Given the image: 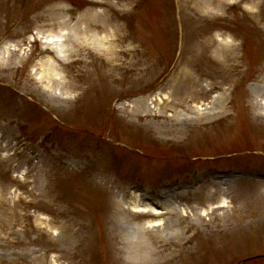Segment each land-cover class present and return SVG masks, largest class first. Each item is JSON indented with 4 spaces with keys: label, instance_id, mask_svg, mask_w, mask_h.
<instances>
[{
    "label": "rangeland",
    "instance_id": "obj_1",
    "mask_svg": "<svg viewBox=\"0 0 264 264\" xmlns=\"http://www.w3.org/2000/svg\"><path fill=\"white\" fill-rule=\"evenodd\" d=\"M177 200L149 264H264V0H0V264H147Z\"/></svg>",
    "mask_w": 264,
    "mask_h": 264
},
{
    "label": "bare ground",
    "instance_id": "obj_2",
    "mask_svg": "<svg viewBox=\"0 0 264 264\" xmlns=\"http://www.w3.org/2000/svg\"><path fill=\"white\" fill-rule=\"evenodd\" d=\"M88 29H99V28L95 24H90V27ZM219 44H223V43H219ZM123 45H124V41L121 42L119 47H122ZM224 46H225V44H223V46L219 45L218 46L219 49L217 50V53L220 54V52H221V53H223V56L230 55L228 50L223 48ZM79 47H80V44H77V42H73L71 49L74 53H77L75 50H76V48H79ZM110 47L111 48H107V49L105 47L106 52H109V55H110V63H109L110 68L115 69V70L120 69V70L127 72L128 71L127 65H126L127 56H125L124 58H120V54H123V53L117 52V46L114 47L113 44H110ZM49 52H50L49 50L44 51V53H49ZM50 54H51V52H50ZM54 55L56 56L57 53L53 51V57H54ZM233 56H234V54L231 53L230 57L232 59H235ZM230 85H231V83H229V87H230ZM204 180H202V178L199 180H196V183L194 185L198 184V188H197L198 190L196 191V188H194L193 194L189 193L188 197L190 198L191 196H193V198L195 200L197 193L200 194V192H201L203 195L206 196V198L204 199V204H206V208L208 209V211H210L211 208H212V210L215 211V210H217V208L226 207L228 205V200L226 198H227V194H229V192L226 189L221 188V185H223L224 182L223 183L222 182L216 183V181H211L210 179H204ZM236 185H237V183L234 186H236ZM177 199L179 200V195H178ZM178 200L173 202L170 207L168 206V210H167L166 214H165V212L163 213V210H161V209H160V211H157L149 205L148 206H142L141 203L137 202V201L132 202L131 208H129V209L123 208V213L129 214L131 216V218H133L135 221V222L134 221L131 222L132 224L130 226L128 225L129 229L126 228L127 234H128V239L130 240V242H129L130 247L135 248L139 252L145 253L144 259L146 260L147 264H149L150 262L153 263L152 259H150L147 255L148 252H146V250H147L146 248H150L149 246H147V244H148L147 239L148 238H144V236H148L147 235L148 232H152L153 234H155L156 236H159V237H163L164 234L167 233V231H168V233H172V231H173V237L174 236L176 237L178 235V234H176L174 229L170 228L171 226H174L173 224H175L172 222L171 219H168V223H167V221L166 222L161 221V219L165 218L166 215L168 214V215H174V217L176 219L175 221L179 223V201ZM215 201H218V203L220 202V204L219 205H217V204L213 205L212 203ZM210 204H212V205H210ZM158 206H160V205H158ZM186 213H184V214H186ZM203 216H204V214H203ZM168 218H170V217H168ZM189 221H191V220H189ZM177 238H179V235ZM210 240H213V238H211V236H210ZM138 251H137V254H140ZM162 252L164 253L165 251H162ZM173 253H174V251L171 252V254H170L171 257L173 255ZM163 264H166V263L164 262Z\"/></svg>",
    "mask_w": 264,
    "mask_h": 264
}]
</instances>
